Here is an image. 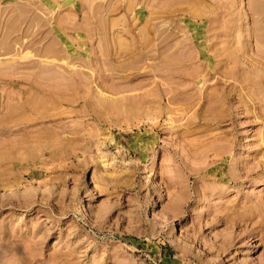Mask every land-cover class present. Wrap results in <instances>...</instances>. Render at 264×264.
Returning a JSON list of instances; mask_svg holds the SVG:
<instances>
[{"label":"rangeland","instance_id":"rangeland-1","mask_svg":"<svg viewBox=\"0 0 264 264\" xmlns=\"http://www.w3.org/2000/svg\"><path fill=\"white\" fill-rule=\"evenodd\" d=\"M258 34L264 0H0V264H264Z\"/></svg>","mask_w":264,"mask_h":264},{"label":"bare ground","instance_id":"bare-ground-1","mask_svg":"<svg viewBox=\"0 0 264 264\" xmlns=\"http://www.w3.org/2000/svg\"><path fill=\"white\" fill-rule=\"evenodd\" d=\"M258 28H259V27H258ZM259 29H260V28H259ZM259 29H258V30H259ZM259 35H260V34H258V39H260V40H261V38H262L264 35H263V34H262L263 36H262V35H260V37H261V38L259 37ZM141 36H142V35H141ZM256 36H257V35H256ZM260 43H261V42H260Z\"/></svg>","mask_w":264,"mask_h":264}]
</instances>
